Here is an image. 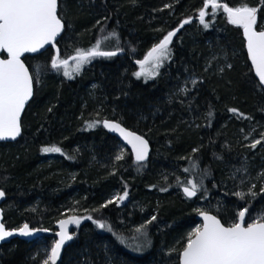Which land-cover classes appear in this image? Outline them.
<instances>
[{"label": "trees", "instance_id": "obj_1", "mask_svg": "<svg viewBox=\"0 0 264 264\" xmlns=\"http://www.w3.org/2000/svg\"><path fill=\"white\" fill-rule=\"evenodd\" d=\"M222 2L257 7L256 29L264 30L261 0ZM203 4L59 0L65 26L56 43L61 58L110 33L116 34L107 39L114 46L110 51L121 54L96 57L72 79L62 68H51L53 48L24 58L33 76V99L23 114L20 138L0 143L6 229L27 223L31 229L56 232L58 221L78 216L81 222L60 264H179L187 236L200 225L195 219L198 210L226 225L244 207L249 208L246 222L264 214V90L257 87L248 63L242 29L230 24L222 10L213 16L209 8V27L199 21L184 25L159 75L147 80L134 76L139 67L133 62L142 60L183 20L198 18ZM219 57L223 61L214 63ZM233 108L243 115L229 111ZM104 120L146 138L152 148L148 162L135 163L104 131ZM94 121L99 123L89 128ZM255 137L261 143L252 148ZM50 146L62 151H42ZM121 154L123 159L116 160ZM187 180L202 181L191 199L182 192ZM125 189L129 195L123 206L101 207L112 192L122 194ZM237 192L244 193V199ZM89 215L112 231L83 219ZM152 216L156 220L146 229L150 248L143 254L127 250L117 237L132 244L135 229ZM54 241L12 240L0 246V264H44Z\"/></svg>", "mask_w": 264, "mask_h": 264}, {"label": "snow or ice", "instance_id": "obj_2", "mask_svg": "<svg viewBox=\"0 0 264 264\" xmlns=\"http://www.w3.org/2000/svg\"><path fill=\"white\" fill-rule=\"evenodd\" d=\"M58 6V0H0V51L7 53V59H0V140L15 139L21 133V113L33 94V76L30 75L29 69L21 57L25 53H36L44 49L46 45L55 47L56 38L65 27L58 14ZM260 6L264 7V0H261ZM209 8H211L213 16L222 10L230 24L243 30L248 58L258 78L257 87L264 88V30L257 31L255 27L258 8L246 3L240 6H229L222 0H204L203 7L198 12L199 23L204 28L209 27V23L205 19ZM191 19L189 17L183 20L177 29L167 32L159 43L144 55L142 60L136 62L140 67V70L134 73L136 78L144 77L147 80L159 75V69L163 66L164 61L171 58L170 44L173 37L176 36L180 28L190 23ZM115 35V33H110L104 37V40ZM102 42L98 39L87 50L76 49L75 54L69 58H61L59 49H57L56 54L51 58V68L55 70L63 68V75L72 79L73 72L79 74L82 67L90 63L93 58L117 55V51L101 50ZM70 60L74 62L71 66ZM229 111L240 116L243 115L238 113L235 108L229 109ZM211 115L209 113V116ZM96 123L99 122L89 123L88 127L92 128ZM103 125L110 131L119 133L131 145L137 164L142 165V162L147 160L149 144L143 136L127 130L119 122L104 120ZM260 143V140H256L251 147L255 148ZM42 151L44 153H60L62 150L57 146H50L42 148ZM193 151L195 152L197 149H193ZM121 159H123V154L116 157V160ZM193 166L195 167V165ZM184 171L188 172L189 169L185 168ZM201 188L202 181L197 183L194 180H187L183 186V193L185 197L192 198ZM161 191H167V189H161ZM248 194L255 195L251 191ZM128 195L129 193L125 189L122 194H116L101 207L123 203ZM235 195L240 199L245 197V194L241 192H237ZM4 196L5 193L0 190V198ZM198 214L203 218V223L188 235L187 243L179 253V264H264V214L251 222H246L249 208L244 207L236 213V219L227 225L207 211L198 210ZM81 219L78 216H71L59 221L60 231L56 233L59 239L54 241L44 264H57L62 247L67 241L73 239V236L68 232V225H79ZM83 219L92 220L100 229L112 231L109 225L100 220H93L90 215ZM155 220L156 216H152L146 224L137 227L135 233L138 235L133 236L132 240L139 241L142 237L146 242L147 225ZM35 231L48 230L30 229L27 223L19 229L6 230L4 223L0 222V240L12 236L14 232H18L22 236H29ZM117 238L121 244H126L124 237ZM136 250H139V245Z\"/></svg>", "mask_w": 264, "mask_h": 264}, {"label": "water", "instance_id": "obj_3", "mask_svg": "<svg viewBox=\"0 0 264 264\" xmlns=\"http://www.w3.org/2000/svg\"><path fill=\"white\" fill-rule=\"evenodd\" d=\"M92 1H96V0H92ZM58 5H59V0H58ZM58 14H59V6H58ZM225 15H226V14H225ZM193 21H199V19L196 18L195 20H191V22H193ZM237 27H238V26H237ZM255 27H256V26H255ZM180 29H181V28H180ZM256 30H257V29H256ZM179 31H180V30H179ZM257 31H258V30H257ZM63 32H64V29H63V31L60 33V35L56 38V41H55V47H53L52 45H46L44 49H41L40 51H38V52H36V53H25V54L21 57V60L24 62V58H25V57H27V56H36V55H40V54L44 53L45 51H47V50L50 49V48H53V50H54V52H55V54H56V50H57L56 43H57V41L61 38ZM177 33H178V32H177ZM177 33H176V34H177ZM242 36H243V30H242ZM173 38H174V37H173ZM243 39H244V42H245V50H246V56H247L248 63H249V65H250L251 69H252V72H253V75H254L255 79H256L257 82H258V78H257L256 75H255L254 69L252 68L251 61H250V59L248 58L247 47H246V40H245L244 36H243ZM120 54H121V53H117V55H120ZM0 59H7V53L4 52V51H0ZM69 62H71V60H70ZM136 62H137V61H134L133 63H134L136 66L139 67V65H138ZM25 66H26V64H25ZM26 67H27V66H26ZM27 68H28V67H27ZM29 73H30V71H29ZM30 75H31V73H30ZM262 89L264 90V88H262ZM33 94H34V87H33ZM33 94H32V96H31V98L26 102V104H25V106H24V109H23V111H22V113H21V117H20V125H21V120H22L23 114H24V112L26 111L28 105L30 104V102H31L32 99H33ZM108 121H111V120H108ZM113 122H115V121H113ZM122 126H123V125H122ZM102 127H103L104 131H105L109 136L115 138L118 142H120V144H121L125 149L128 150V152L131 154V157H132L133 161H134L135 163H137V162L135 161V154H134L133 151H132V147H131V145L128 144V143L123 139V137H121V136L119 135V133L112 132V131H110L108 128L104 127L103 123H102ZM123 127H124V126H123ZM124 128H125V127H124ZM126 129H127V128H126ZM127 130H129V129H127ZM129 131H131V130H129ZM132 132H133V131H132ZM21 134H22V128H21V133H20V135L17 136L15 139H11V138L3 139V140H0V143H14V142H16V141L20 138ZM136 134H137V133H136ZM137 135H139V134H137ZM145 139H146V138H145ZM146 140H147V139H146ZM147 141H148V140H147ZM148 144H149L148 158H147V160H145L144 162H142V164L147 163L148 160H149V158H150V156H151L152 148H151V145H150L149 141H148ZM182 192H183V189H182ZM183 194H184V193H183ZM192 198H193V197H192ZM190 199H191V198H190ZM4 200H5V196H4L3 198H0V222H3V214H2L1 206H2V204H3V202H4ZM126 201H127V199H126L123 203L118 204V206H119V207L123 206L124 203H125ZM69 217H71V216H69ZM69 217H66V218H64V219H67V218H69ZM195 219H196L197 222L200 223V225L203 223V218H202L199 214H197V216L195 217ZM61 220H63V219H61ZM78 226H79V225H74V224H70V225H68V232H69V234L72 235L73 232L77 229ZM55 228H56V232H51V231H49V230H48V231H35L32 235H29V236H22V235H20L18 232H14V234H13L12 236H10V237H6L4 240H0V246H1V245H4V244H6V243H8V242H10V241H12V240H16V239L21 240V241H25V242H30V241H33V240H36V239H39V238H50V237H53V236H54V237H55V240H57V239H59V237L56 235V233L60 231V228H59V221L56 223ZM30 229H31V228H30ZM6 230H9V229H6ZM13 230H15V229H13ZM71 241H72V240L67 241V242L64 244V246L62 247V249H61V253H60V257H59L58 260H57V264H60L61 259H62V255H63V251H64L65 248L71 243Z\"/></svg>", "mask_w": 264, "mask_h": 264}, {"label": "rangeland", "instance_id": "obj_4", "mask_svg": "<svg viewBox=\"0 0 264 264\" xmlns=\"http://www.w3.org/2000/svg\"><path fill=\"white\" fill-rule=\"evenodd\" d=\"M103 42H102V45H101V50H103V51H110V50H112L113 48H114V46H113V44L112 43H110V41H108V40H102ZM94 44H92V45H87V46H84V47H80V48H78V49H85V50H87V49H89V48H91L92 46H93ZM96 58V57H95ZM95 58H93L92 60H94ZM91 60V61H92ZM216 61H223V57L221 58V57H219V60L218 59H214L213 60V62L214 63H216ZM70 66L71 65H73L74 64V62L73 61H71L70 63ZM217 67H219V66H217V64L214 66V68H217ZM140 70V67L138 68V71ZM61 71H62V73H63V68L61 69ZM74 73V72H73ZM190 81H196L195 79H191ZM255 132H257L256 130H253L252 129V133H253V135L254 136H258V134L259 133H255ZM262 134V132L260 133V135ZM256 140H260V138L259 137H255L253 140H252V143H254ZM119 153H120V151H119ZM262 172H264V170H262ZM262 172H259L258 173V176H260L261 174H262ZM117 194V192L115 191V192H112L110 195H109V197L107 198V200H106V202L109 200V199H111V198H113V196H115ZM105 202V203H106ZM198 226H200V225H198ZM198 226H196V227H198ZM196 227H194V228H196ZM193 228V229H194ZM193 229L191 230V232L193 231ZM187 238H188V236H187ZM139 245V250H136V248H137V246ZM125 247H126V249L127 250H129V251H131V252H134V253H137V254H143L145 251H147L149 248H150V246H151V242L149 241V240H147L146 242L145 241H141V242H139V241H133V243L132 244H125L124 245ZM50 252L51 251H49L48 253H47V256H46V259L48 258V255L50 254Z\"/></svg>", "mask_w": 264, "mask_h": 264}, {"label": "flooded vegetation", "instance_id": "obj_5", "mask_svg": "<svg viewBox=\"0 0 264 264\" xmlns=\"http://www.w3.org/2000/svg\"><path fill=\"white\" fill-rule=\"evenodd\" d=\"M134 64V63H133ZM135 65V64H134ZM136 66V65H135ZM73 235V234H72ZM54 237V236H53ZM55 238V237H54ZM56 241V240H55Z\"/></svg>", "mask_w": 264, "mask_h": 264}]
</instances>
